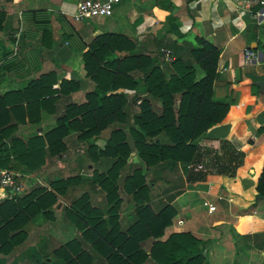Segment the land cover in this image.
I'll return each instance as SVG.
<instances>
[{"label": "crops", "instance_id": "0c3cea01", "mask_svg": "<svg viewBox=\"0 0 264 264\" xmlns=\"http://www.w3.org/2000/svg\"><path fill=\"white\" fill-rule=\"evenodd\" d=\"M79 1L0 0V93L22 86L48 70L56 75L53 86L61 78H69L75 84L68 93H60L56 109L41 108L36 123L15 120L10 114L16 126L1 144V154L9 149L10 136L25 140L50 127L66 98L85 100V93L94 88L95 80L83 67V46L104 31L123 33L134 41V51L163 60L167 75L173 70L170 61L178 56L184 63L192 64L195 78L201 77L204 70L194 60L191 48L201 45V39L215 44L219 53L213 98L228 102V109L220 121L194 138L196 149L191 159L164 158L147 164L133 145L130 128L136 126L133 117L139 113L141 97L147 96L156 112L160 111V99L144 90L142 82L138 89L124 87L126 101L119 115L125 118L111 121L93 134L89 138L94 144L92 148L77 138V131H70L64 136L66 148L54 155L45 153L37 168L27 169L9 153L10 168L28 174L24 175L27 179L21 191L37 182L49 187L56 175L51 167L55 163V173L68 164L75 165L80 172L86 167L91 175L94 171H106L115 157L98 152L111 129L121 126L131 145L117 180L121 228L134 219L135 206L133 193L121 186L122 178L138 166L148 184L150 206L158 210L169 203L176 209L159 238L173 230H188L203 242L204 264H264V198L261 194L255 196L264 156V88L259 89L255 83L264 77V50L257 42L260 28L264 27V2L254 8L253 4H242L244 0H119L110 14L74 18L72 13ZM254 9L263 13L252 15L250 11ZM252 41L257 56L245 62L242 48L246 44L252 46ZM164 47L170 49V60L164 59ZM125 53L128 50L114 49L111 56ZM144 71L134 68L129 72L142 79ZM73 151L79 155L76 160L68 157ZM76 180L74 187H70L75 192L67 187L58 194V201L48 207L49 212L40 211L24 223L26 236L10 251H0V264H64L52 253L53 249L73 234L84 242L75 234L80 230L67 215L66 206L86 192L91 204L105 211L106 192L88 174ZM8 191L9 188L0 187V200ZM204 200L214 207L209 210ZM151 240L147 237L141 243L148 248ZM83 245L88 247L86 242ZM45 247L50 255L42 256L40 252ZM102 260L100 255L93 257L94 264ZM142 264L154 262L148 258Z\"/></svg>", "mask_w": 264, "mask_h": 264}, {"label": "trees", "instance_id": "16d2710c", "mask_svg": "<svg viewBox=\"0 0 264 264\" xmlns=\"http://www.w3.org/2000/svg\"><path fill=\"white\" fill-rule=\"evenodd\" d=\"M260 4L257 1L253 7ZM1 19L0 15V26ZM257 42L264 50V35ZM134 46V41L125 34L111 31L97 33L85 43L83 67L95 80L94 88L85 93V100L81 102L66 98L54 123L42 133L35 132L25 140L10 136L9 149L0 153V167L9 166V153H13L27 169L37 168L45 153L54 155L66 148L64 136L70 131H77V137L92 148L94 144L89 138L93 134L109 122L125 118L119 115L126 101L124 87L138 89L140 82L144 90L160 99V111L153 109L147 96L140 98L139 113L133 117L136 126L130 128L139 156L147 164L164 158L191 159L196 149L194 138L220 121L228 109V102L213 98L217 46L201 39V45L191 48L194 60L204 70L199 78H195L192 64L184 63L178 56L170 61L173 70L167 75L163 60L134 51ZM114 49H125L128 53L111 56ZM134 68L145 69L142 79L129 72ZM55 81V72L48 70L22 86L0 93V146L8 131L16 126L10 114L15 120L36 123L41 108L56 109L60 93H68L75 87L69 78H61L53 86ZM130 151L131 145L122 127L112 128L98 153L112 155L115 159L106 171H94L92 176L106 192L107 207L103 211L91 204L86 192L72 199L66 212L88 247L83 245L80 237H71L54 248V254L64 264H94L95 255L103 257L97 264H142L148 258L154 264H204L203 242L192 232L173 230L165 238H159L176 209L169 203L158 210L150 206L148 184L138 166L122 178L121 186L133 193L135 206L134 219L126 228H121L117 180L119 169ZM75 179L79 177H57L50 180L49 187L36 185L25 191L9 189L8 195L0 200V251L8 252L23 240L26 236L24 223L40 211L49 212L48 207L58 201V194L64 193ZM255 188L256 197L264 193V156ZM237 226L240 228L239 222ZM147 237L152 240L145 248L141 241Z\"/></svg>", "mask_w": 264, "mask_h": 264}, {"label": "built area", "instance_id": "2783aa9c", "mask_svg": "<svg viewBox=\"0 0 264 264\" xmlns=\"http://www.w3.org/2000/svg\"><path fill=\"white\" fill-rule=\"evenodd\" d=\"M119 0H80L72 16L74 18H81L83 16H90V15H107L112 12L113 4ZM259 2H264V0H244V3L247 7H250L252 4ZM262 11L258 9L251 10L250 13L252 15H258ZM263 13V12H262ZM18 35V34H16ZM164 51V59L170 60V49L168 47L163 48ZM242 56L243 60L249 62L252 58L257 56V49L249 44H246L242 48ZM201 165V164H199ZM28 174H24L18 170L2 167L0 168V187L4 190L6 188L14 189L17 191L23 190L26 184V179ZM205 203L208 204V209H212L214 205L207 200H204Z\"/></svg>", "mask_w": 264, "mask_h": 264}, {"label": "rangeland", "instance_id": "374dc122", "mask_svg": "<svg viewBox=\"0 0 264 264\" xmlns=\"http://www.w3.org/2000/svg\"><path fill=\"white\" fill-rule=\"evenodd\" d=\"M93 17H95L96 15H92ZM261 35H264V27L263 28H260V36ZM69 133V132H68ZM77 136V135H76ZM78 138V137H77ZM79 139V138H78ZM80 140V139H79ZM79 155H77V153L75 152V151H73V153H71V155L70 156H68V157H70V158H72L73 160H76V158L78 157ZM262 162H263V159H262ZM65 164H67V163H65ZM57 166H58V164L57 163H55L54 165H52L51 167L53 168L52 170H53V173L54 174H56L55 175V178H57V177H66V176H78V177H80V176H83V175H86V174H88V176H89V178L91 177V176H93V175H91L90 173H87V172H89L88 171V169L86 168V167H83L82 168V170L81 171H83V172H85V173H83V172H80L79 171V168L78 167H76L75 165H73L72 167H71V164H68V165H64V168L65 169H62V168H59L60 170H58L59 172L57 173H55V169L57 168ZM63 166V165H62ZM262 166V165H261ZM4 167H7V166H4ZM0 168H2V167H0ZM7 168H10V166H8ZM261 169V168H260ZM93 174V173H92ZM76 179L74 180V182L73 183H71V184H68V190H70L71 192H75V188H70V187H74V186H72V184H75L76 183ZM41 183H39V182H37V183H35V185L34 186H36V185H40ZM31 186H33V185H30L29 187L31 188ZM66 187V188H67ZM75 234H79L80 235V232H76ZM69 237L71 238V237H75V235L73 234V235H69ZM91 250V249H90ZM92 251V250H91ZM93 252V251H92ZM41 253V255L42 256H44V254L45 253H47V255H50V250H48V248L47 247H45V251H41L40 252ZM52 253H54V252H52Z\"/></svg>", "mask_w": 264, "mask_h": 264}, {"label": "water", "instance_id": "95a60500", "mask_svg": "<svg viewBox=\"0 0 264 264\" xmlns=\"http://www.w3.org/2000/svg\"><path fill=\"white\" fill-rule=\"evenodd\" d=\"M251 44L252 46H255V41H252ZM255 83L258 85L259 89H263L264 88V77L255 80ZM261 196L264 198V193L261 194Z\"/></svg>", "mask_w": 264, "mask_h": 264}]
</instances>
